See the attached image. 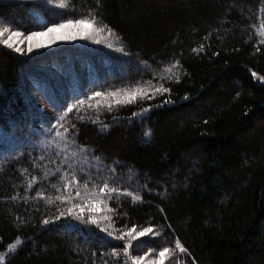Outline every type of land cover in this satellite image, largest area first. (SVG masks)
I'll return each instance as SVG.
<instances>
[{
  "label": "trees",
  "instance_id": "16d2710c",
  "mask_svg": "<svg viewBox=\"0 0 264 264\" xmlns=\"http://www.w3.org/2000/svg\"><path fill=\"white\" fill-rule=\"evenodd\" d=\"M66 1L131 67L49 119L0 42V264H264V0Z\"/></svg>",
  "mask_w": 264,
  "mask_h": 264
},
{
  "label": "rangeland",
  "instance_id": "374dc122",
  "mask_svg": "<svg viewBox=\"0 0 264 264\" xmlns=\"http://www.w3.org/2000/svg\"><path fill=\"white\" fill-rule=\"evenodd\" d=\"M2 1L14 2L15 5H25L29 8V12L23 16V19H17L15 21L20 25L23 24L20 26L21 30L13 27V24L15 23L13 20L15 19H13L12 15V20H9V25L7 24L8 22L5 24L0 17V31L8 29L2 36H0V42L3 44V40L9 39L13 31L20 32L22 34L21 36L12 37V47L5 46L20 57L23 64L34 59L36 62L31 64V67H40L45 69L46 72L47 70L52 72L47 75L44 71L36 72L31 68L34 71L33 73L39 76L37 77L36 75H30V71L27 72L24 67L18 69L19 74L22 73V77L19 76L21 77V79H19V84H25L27 93L30 95L29 97H31L34 106L37 109H42V112L49 116V119L55 116L57 113L56 108L61 104L59 105V99L55 101L51 96L48 97V87L54 85L57 93H60L62 96L66 97V99H72L74 97V92H71L72 88H74L79 94L83 95L88 91L97 89L95 86H99L102 82L113 78L114 75L122 73V75L125 76V72L129 71L131 63L129 64L126 62L127 56L118 40L113 37L110 31L98 27L97 24H94L91 30L85 29L83 26H73L61 29L60 33L54 32L49 33L47 36L38 37L36 39L40 40L43 46L40 48H34L32 52L28 51L29 41L27 36L30 35L31 32H44L48 27L65 23L69 20L65 17L66 11H69L74 15L76 14L74 11L70 10V8H67L66 0ZM29 19L35 21L36 26L34 29L23 28L24 24ZM73 22L75 23V21ZM11 25L13 26L11 27ZM71 33H76L74 39H56L55 42L49 43V40L55 38L58 34L68 35ZM36 39H34L32 43H35ZM16 47L22 48L23 52L15 51ZM51 50H57V52L46 54ZM85 57L88 59L84 60ZM91 63L94 64L93 70L91 69ZM135 70H137L136 67H134L132 71ZM66 72H73L70 74V79ZM51 74H53L54 77H50ZM77 75L78 77H76ZM29 97L28 100L30 99ZM14 124H9L11 129L14 127L19 129L22 128L19 123ZM2 134H6V126L3 127ZM166 256L168 258L164 260V264H169L171 256H169L168 253Z\"/></svg>",
  "mask_w": 264,
  "mask_h": 264
},
{
  "label": "snow or ice",
  "instance_id": "6c2138e0",
  "mask_svg": "<svg viewBox=\"0 0 264 264\" xmlns=\"http://www.w3.org/2000/svg\"><path fill=\"white\" fill-rule=\"evenodd\" d=\"M95 19H92L91 21H85L83 19H80V20H77L75 21V23L72 21V20H68L66 21L65 23H61V24H56V25H53L52 27H48L46 29V31L44 32H31L30 35L27 36V39L29 41V44H28V51L29 52H32L34 48H40L43 46L42 42L36 38L38 37H43V36H47L49 33H60V30L61 29H64V28H69V27H73V26H83L85 29H88V30H91L95 24ZM8 29H4L3 31H0V36H2L4 34L5 31H7ZM22 34L18 31H13L11 33V36L9 37V39H5L3 40V44L4 45H7L9 47H12V37H19L21 36ZM76 37V33H71V34H68V35H64V34H58L55 38H52L49 40V43H52V42H55L56 39H60V40H64V39H74ZM36 39V42L35 43H32V41ZM15 51L17 52H23V49L20 48V47H16L15 48ZM165 91H167V89H165ZM101 93H94V96H100ZM113 95H115V93H113ZM135 95V94H133ZM151 98V97H149ZM77 103H82V102H77ZM75 107V105H73L72 107H70L68 109V112H71L72 109ZM63 118V117H62ZM81 119H83V117H81ZM105 187H107V185H105ZM76 195L79 196L80 195V192L77 191L76 192ZM128 195H132L131 193H128ZM136 200H139L140 197L139 196H136L135 197ZM99 210V209H97ZM81 212L84 211L83 208L80 209ZM72 213V209H69L68 210V214H71ZM61 215H65L64 213H62ZM95 222V221H93ZM45 223H48V221H45ZM105 231H107V229H105ZM131 232H135V228H133L130 232H129V235H131ZM150 233H153V229L151 227H148V228H145L143 229L142 231H139V232H136L135 234V238L136 239H139L140 237H143L145 235H148ZM154 234V233H153ZM119 239H122L123 238V235H121L120 237H118ZM128 249L125 248V252H127ZM152 250L150 249L149 252H151ZM180 251L181 252H184L185 249L183 248H180ZM170 252V249L168 247H164L161 251L158 252L157 254V259L155 260H152L150 262V264H164V260L167 259L168 257L166 256L167 253ZM148 253L145 254V256H147ZM145 257H134V261H135V264H142V261L144 260Z\"/></svg>",
  "mask_w": 264,
  "mask_h": 264
}]
</instances>
